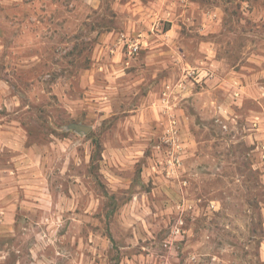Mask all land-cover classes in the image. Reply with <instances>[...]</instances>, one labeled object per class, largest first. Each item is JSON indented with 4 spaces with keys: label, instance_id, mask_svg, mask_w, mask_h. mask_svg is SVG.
Returning a JSON list of instances; mask_svg holds the SVG:
<instances>
[{
    "label": "rangeland",
    "instance_id": "374dc122",
    "mask_svg": "<svg viewBox=\"0 0 264 264\" xmlns=\"http://www.w3.org/2000/svg\"><path fill=\"white\" fill-rule=\"evenodd\" d=\"M0 264H264V0H0Z\"/></svg>",
    "mask_w": 264,
    "mask_h": 264
},
{
    "label": "water",
    "instance_id": "95a60500",
    "mask_svg": "<svg viewBox=\"0 0 264 264\" xmlns=\"http://www.w3.org/2000/svg\"><path fill=\"white\" fill-rule=\"evenodd\" d=\"M76 129H80V130H83V131H87L89 129L88 126H83V125H79V124H75L74 125Z\"/></svg>",
    "mask_w": 264,
    "mask_h": 264
},
{
    "label": "built area",
    "instance_id": "2783aa9c",
    "mask_svg": "<svg viewBox=\"0 0 264 264\" xmlns=\"http://www.w3.org/2000/svg\"><path fill=\"white\" fill-rule=\"evenodd\" d=\"M136 49H137V45L135 44V45L131 46L129 50L130 51H136ZM208 74H209V71L208 70L207 71L205 70V75H208Z\"/></svg>",
    "mask_w": 264,
    "mask_h": 264
}]
</instances>
